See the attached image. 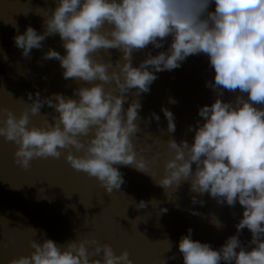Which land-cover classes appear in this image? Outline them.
I'll return each mask as SVG.
<instances>
[{"label":"clouds","instance_id":"9594fccd","mask_svg":"<svg viewBox=\"0 0 264 264\" xmlns=\"http://www.w3.org/2000/svg\"><path fill=\"white\" fill-rule=\"evenodd\" d=\"M54 4L42 14L43 31L29 24L14 34V43L27 57L32 49L42 48L47 37L58 34L64 53L49 47L42 58L58 60L63 78L80 86L72 96L55 92L42 97L38 89L35 94L30 91L31 103L19 115L0 108V137L17 145L15 162L27 169L34 158H58L63 152L73 169L96 178L108 193L124 183L118 166L128 165L150 173L165 189L188 182L192 204L203 205L199 197L205 194L219 205L232 207L238 202L243 212L236 232L218 248L193 239L191 227L181 235L178 250L183 264H264V0H54ZM168 37L171 41L164 49ZM149 44L163 50L155 55L149 50L133 65V52ZM109 49L122 53L115 64L97 58ZM201 53L213 70L206 87L216 98L199 108L203 122L197 121L191 144L186 139L166 141L169 158L164 174L156 179L143 154L148 148L133 140L140 131V97L150 91L159 72L179 68L188 56ZM225 91L235 93V99L225 100ZM129 92L133 97L125 108ZM44 105L54 110L52 122L44 116L42 124H31L30 114H40ZM161 111L167 131L175 132L173 111L163 105ZM151 118L159 121L160 115L153 111ZM145 205L141 200L137 207ZM190 212L204 215L195 208ZM212 223L221 226L215 215ZM245 228L251 232L247 246L240 240ZM30 244V254L7 264H133L127 250L116 254L94 236L64 245L52 238H33Z\"/></svg>","mask_w":264,"mask_h":264},{"label":"water","instance_id":"95a60500","mask_svg":"<svg viewBox=\"0 0 264 264\" xmlns=\"http://www.w3.org/2000/svg\"><path fill=\"white\" fill-rule=\"evenodd\" d=\"M54 7V0H0V108L19 115L26 103H31L27 95L30 91L35 94L38 89L42 97L55 92L72 96L73 89L80 86L71 78H63L58 60L42 58L49 47L64 53L58 34L47 37L43 47L32 49L27 57L14 43V34L23 32L29 24L43 31L42 14ZM210 9H214V4ZM170 41L168 37L164 49ZM149 50L155 55L163 49L149 44L146 49L133 52V65L142 61ZM121 55L119 50L109 49L97 58L111 59L115 64ZM212 80L207 55H190L179 68L159 72L150 91L141 95L137 121L140 131L133 140L148 148L143 154L149 162V172H156V179L164 174V161L169 158L166 141L186 139L191 144L197 121L203 122L199 108L216 98L213 90L206 87V82ZM126 95L129 99L124 102L125 108L133 93ZM223 98L235 99V93L225 91ZM162 105L175 115L173 133L167 131ZM153 111L160 115L159 121L151 118ZM40 114H30V123L40 125L45 117L52 122L55 113L44 105ZM16 147L14 142L0 137V264L30 254L33 238H52L64 245L88 236L110 244L116 254L127 250L133 264H159L161 259L167 264H183L178 241L189 227L193 239L218 248L236 232L235 225L242 216L238 202L232 207L219 205L205 194L199 197L205 201L203 205L192 204L188 182L165 189L150 173L128 165L118 166L124 183L111 193L96 178L73 169L63 152L58 158H34L25 169L15 162ZM141 200L146 202L143 208L137 207ZM162 207L167 211L161 212ZM193 208L204 215H192ZM213 215L221 222L219 228L212 223ZM240 240L246 246L251 240L247 228L240 232Z\"/></svg>","mask_w":264,"mask_h":264}]
</instances>
